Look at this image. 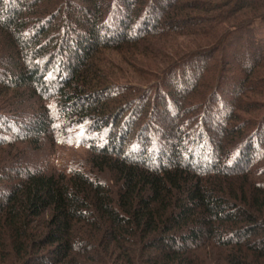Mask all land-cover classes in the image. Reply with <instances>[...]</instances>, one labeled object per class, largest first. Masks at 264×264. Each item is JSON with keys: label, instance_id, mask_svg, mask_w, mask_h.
Returning <instances> with one entry per match:
<instances>
[{"label": "trees", "instance_id": "obj_1", "mask_svg": "<svg viewBox=\"0 0 264 264\" xmlns=\"http://www.w3.org/2000/svg\"><path fill=\"white\" fill-rule=\"evenodd\" d=\"M161 45L158 94L108 85L109 52ZM19 90L106 143L89 173L16 168L56 120L0 115V264H264V0H0V103Z\"/></svg>", "mask_w": 264, "mask_h": 264}, {"label": "rangeland", "instance_id": "obj_2", "mask_svg": "<svg viewBox=\"0 0 264 264\" xmlns=\"http://www.w3.org/2000/svg\"><path fill=\"white\" fill-rule=\"evenodd\" d=\"M262 29L263 28H260L258 33H262ZM178 42L180 45L177 46L181 47V49H179L180 51H188V49H185V39L178 38ZM170 46L171 45L155 46L154 54L146 55L144 56L145 58H143V60L136 62V65L134 64L135 69L132 68V65L128 63L125 57H119L116 53L109 52L106 57L107 61L111 65L107 66V68L112 74H110V77H108V79H110L108 81L110 84L108 85H115V87L119 86L120 88H125L126 90L123 92L127 93V96L129 93L131 94V91L133 92L134 90L140 91L139 93L141 95L143 92L153 89V91L155 90L158 94L157 86L162 81H164V78L166 77L165 75L163 76L164 73L161 77L156 75L158 71H156L155 67L151 68L150 66L154 64V58L158 56L155 52H161V55L167 56L168 58V55H171V51H168ZM167 58L160 56L158 59L160 61H167ZM145 68L148 69L147 73ZM109 71L107 73H110ZM178 78L179 74L177 73L175 74L174 79ZM171 80L172 78L168 81L171 82ZM159 90L163 93L168 92L167 89L164 90V88H162L161 90L160 87ZM153 91L152 95L154 96L155 94ZM14 93L15 92H13L12 98L18 99L14 101L11 99V101L0 103V115H9L7 113H10L9 111L11 109V103L14 102L12 106L17 107L15 108L17 110L16 117H34L39 113L44 112V110H46L45 108H48V114L52 112L50 116H52L56 121L53 122V127L49 128L48 133H46L40 139L38 144H36V142L32 143L31 141H28L27 143L20 144L19 146H17V144L15 146V150L11 153V157L15 159V163H13V165H15L16 168L35 169L48 174H66L76 170L86 173L91 172L90 169L92 170V168L89 162V147L103 146V144L106 143V140L105 142L102 141V139H105L106 137V132L103 130V128L98 130L96 127H94L97 124L96 121L98 120V115L93 113L92 115L88 116L86 120L80 121L79 125H82V123L86 122L84 127L81 129L74 121H67L63 124L60 119L57 120V115H54L56 112L54 110V103L52 101H41L40 98L35 94L25 90H19L17 94ZM195 98L196 97L192 96L189 98L191 103H193L195 100L196 103H198L192 105H199L197 106V110L192 112V116H194L196 119L190 123L195 121L199 122L197 119H200L199 116L201 113H206L205 108L208 100L197 101L198 99ZM253 100L264 102V100H261V98H254ZM262 115V112H256L252 115L240 114L239 122L250 121L255 123L260 120ZM190 117L191 116H185L184 118L191 119ZM0 118L2 117L0 116ZM207 119L208 118L203 119V121L205 122ZM116 132H118L117 129ZM118 133H120V131ZM207 134L209 135V133ZM135 138L136 137H129V140H134ZM128 145L130 146L131 143H128ZM113 146H115V144ZM10 150L11 149H6V151Z\"/></svg>", "mask_w": 264, "mask_h": 264}]
</instances>
